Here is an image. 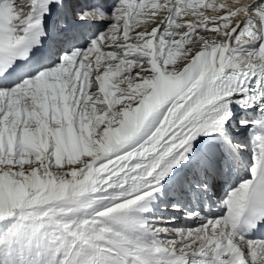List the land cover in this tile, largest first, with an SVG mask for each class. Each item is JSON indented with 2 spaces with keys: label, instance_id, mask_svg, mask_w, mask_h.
Wrapping results in <instances>:
<instances>
[{
  "label": "snow or ice",
  "instance_id": "1",
  "mask_svg": "<svg viewBox=\"0 0 264 264\" xmlns=\"http://www.w3.org/2000/svg\"><path fill=\"white\" fill-rule=\"evenodd\" d=\"M0 264H264V0H0Z\"/></svg>",
  "mask_w": 264,
  "mask_h": 264
},
{
  "label": "bare ground",
  "instance_id": "2",
  "mask_svg": "<svg viewBox=\"0 0 264 264\" xmlns=\"http://www.w3.org/2000/svg\"><path fill=\"white\" fill-rule=\"evenodd\" d=\"M242 2H245V0H242ZM247 2H250V0H247Z\"/></svg>",
  "mask_w": 264,
  "mask_h": 264
}]
</instances>
